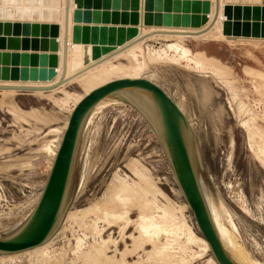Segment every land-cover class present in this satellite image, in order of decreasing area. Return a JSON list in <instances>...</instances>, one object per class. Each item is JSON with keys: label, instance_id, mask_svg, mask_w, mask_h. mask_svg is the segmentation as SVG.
I'll use <instances>...</instances> for the list:
<instances>
[{"label": "rangeland", "instance_id": "rangeland-1", "mask_svg": "<svg viewBox=\"0 0 264 264\" xmlns=\"http://www.w3.org/2000/svg\"><path fill=\"white\" fill-rule=\"evenodd\" d=\"M164 1L181 9L165 10L157 6H162ZM206 1L210 8L211 0H86L85 6L79 8L81 18L84 11L100 18L109 17L106 22L101 19L73 21L82 27H72V39L79 33L87 38L86 44L91 43L89 46L104 38L103 45L110 46L108 40H116L119 27L160 28L155 18L163 21L170 15L182 19L199 11L202 14L198 15L202 16ZM224 1L232 7L235 3L260 9L264 6V0ZM193 3L200 4L194 8ZM42 4V0H12L10 4L3 0L0 3L3 16L0 24L19 25L17 34L9 33L7 28V34L0 32V41L4 43L0 54H8V60L16 61L15 53L26 52L31 55L27 67H41L36 64L34 55L42 50L33 44L36 42L39 46L55 37L35 35L31 30L26 34L27 25L38 26L39 31L44 24L60 27L58 20L42 21L40 17H33L35 9L41 13L45 7ZM50 4L43 9L46 15L55 12ZM59 4L60 0L56 10H60ZM26 10L30 11L27 18L24 17ZM112 12H117L116 20ZM133 12L137 17L135 24ZM122 15L126 20H122ZM226 16L222 13L223 31V22L228 21ZM9 40L17 42L18 49H10L8 46L13 43L9 45ZM59 48L49 52L56 60ZM142 49L135 65L127 59L115 61L125 64V68L111 71L107 81L122 77L145 78L158 85L178 106L189 123L200 156L195 171L199 185L209 201L216 206L219 201L227 210V215H223L224 223L229 227L230 220L236 225L237 242L250 256L264 263V38L230 35L181 40L153 38L146 41ZM207 59H212L218 70L224 72L216 73ZM9 76L2 73L0 82L8 81ZM65 93L71 97H66ZM84 94L86 88L78 82L46 94L0 93V236L10 233L33 208L68 114ZM143 117L136 108L121 102L109 103L92 115L88 129L85 128L86 135L83 133L76 148L65 203V211H70L71 217L61 220L42 251L0 258V264H216L202 242L203 237L161 146ZM134 168L144 169L148 176L151 192L147 195L142 194L137 184L134 172L138 170ZM122 184L128 185L132 194L125 209L116 199L117 194L124 195ZM106 208L124 210V220L108 226L102 212L100 216V210ZM85 253L90 257L99 255L100 260H93L94 256L92 261H87Z\"/></svg>", "mask_w": 264, "mask_h": 264}, {"label": "bare ground", "instance_id": "bare-ground-1", "mask_svg": "<svg viewBox=\"0 0 264 264\" xmlns=\"http://www.w3.org/2000/svg\"><path fill=\"white\" fill-rule=\"evenodd\" d=\"M6 1L10 4V2L12 0H6ZM39 1H41V0H39ZM52 1H54L53 5L50 4V3H52ZM77 1H78V3H80L79 0H69L67 36H66L67 37V39H66L67 40V47H66V57H65V73H64L65 81L62 84H60L59 86H57L53 89L47 90V91H42V90L19 91V90H15V89H0V93H2L3 95L4 94L6 95V93H11V92H26V93H33V94L34 93H38V94L53 93V92L62 90V88L65 85L70 84V83H74V82H78L84 88H86V93H87L92 88L107 82V78H108L111 71H121L125 68L124 67L125 64L123 65V64H121L122 62L119 63V62H115V61H117L119 59H127V61L129 60V63L132 65L134 63H138V56H139L138 53H141L143 51L142 45L148 40H151L153 38H168V39H174V40L175 39L181 40L184 38L199 39V38H221V37L223 38V37H225V34H223L224 31L222 30V27H221L222 20L224 19V18H222V13H223V9H224L223 5L225 4L224 0H219L218 15H217L215 22L211 26V28H209L207 31H204V32L201 31L203 29V27L209 22V20L211 19V16H212L213 0H211L212 3H211L210 8H209V2H207V1L204 2L203 6H204L205 14L203 13L204 15H202V16L198 15V14H202L199 11L198 14L196 12L197 15H192L190 17L185 16L182 19L179 18L178 16L172 17L170 15H166V17L163 21H160V19L155 18L156 21H158L157 22L158 25H161L160 28H158V27L152 28L151 27L150 29H143L140 27V25L139 26L130 25L126 28H123V26H122V27H119V31H118L119 36L116 38V40L113 38H112V40H110V38H109L108 42H109L110 46L107 45L108 46L107 47V46L103 45V44H105L104 43L105 38L102 40V42L100 40V43L98 41V44H96V45L93 44L92 46H89V44L91 45V43H89V44L87 43L88 44L87 45L86 44L87 38L85 36L82 37L81 35H79V33L78 34L76 33L74 40L72 39V35H71L72 34V27L81 26V25H75V23H73V21H77V20L81 19V13H80L81 11L78 8V6H80V5L76 4ZM247 1H250V0H246V2ZM1 2H3V0H1L0 3ZM58 2H59V0H42V3H43L42 5H44L45 7L41 9V13H39L40 10L35 9L33 17L34 18L40 17V19H42V21H48V18H50V19L52 18V21L58 20L60 23V27H58L57 25L44 24L40 27L41 29L39 31L38 26H31L30 27V25L26 24L28 26L25 30L26 34H28L29 31L31 30L33 32V34H35V35H40L42 37L50 36L51 38L55 37L53 40L49 39L47 41H44L39 46L37 45L36 42H35V44H33V47H39V49L42 50L41 53L47 54L48 61H47L46 66L37 67V68H30V67L21 68L19 65L18 66H12V63H11L9 65L10 69L8 68L9 70L5 71L6 73H8L10 75L9 76L10 79L8 81L0 82V84L9 85V86L22 85V86L44 87V86H48V85L54 83L57 80V78L61 72V53H62V43L61 42H62V34H63V28H62L63 0H60V4H59L60 10H56V6L58 5ZM36 3H39V2H36ZM158 3H160V2L158 1ZM186 3L187 4H185V6H188L189 3L188 2H186ZM49 4L52 7H54V9L52 8L55 11L53 15H51V14L46 15L47 14L46 10H43L47 6H49ZM199 4L200 3H193L194 8H196V6L198 7ZM173 5L176 6V4H171L170 1H164L161 8L165 9V10L175 9L177 11L181 9L180 7H177V6H176L177 8H173ZM8 7H9V5H8ZM230 7H231V9L233 8L232 6H230ZM263 8H264V6L261 8L262 9L261 12H263ZM10 9L12 12L15 11L14 10L15 8L13 9L10 7ZM200 9L202 11V8H200ZM231 9H229V10L224 9L226 15L231 14ZM259 9H260V7H259ZM58 11H59L60 15H58ZM187 13H190V12H187ZM39 14H40V16H39ZM29 16H30V11L26 10L24 17L27 18ZM2 17L3 16L0 15V18H2ZM6 19H10V18H6ZM122 20H126V16L122 15ZM152 20L155 21L154 19H152ZM135 21H136V17H133L132 22L134 24H135ZM32 25H34V24H32ZM58 28H60V30H58ZM7 30H8V28H7ZM83 30H85V29H83ZM57 31H59V32H57ZM41 32H43L44 34L41 35ZM181 32H184V33H181ZM16 33H18V32H16ZM116 33H117V31H116ZM56 34H58V35H56ZM85 34H86V32H85ZM109 35H111V34L109 33ZM112 35H114V34H112ZM106 38L108 39V37H106ZM11 41L12 40H9V45L11 43H13ZM25 41H27V40H25ZM95 41L96 40L94 39V42ZM115 41H116V44L114 43ZM2 42L3 41L1 40L0 46L3 47L4 43H2ZM113 44H115V45H113ZM18 46H19V44L17 42H14L12 46L10 45L8 47L10 49H18L17 48ZM27 47H28V44L25 48H27ZM58 47H60L59 48L60 50L59 49H58L59 51L57 50L58 56L56 55L57 56V60H56L55 56L53 54H49V52H52V50H54L55 48L57 49ZM43 50H45V51H43ZM19 53L20 52L15 53L14 55L12 54L13 58L14 57L16 58ZM38 53H40V50ZM37 54L34 56H37ZM12 55L10 57H12ZM29 56L31 57V55H29ZM34 56H33V58H34ZM207 60L209 62H212V59H207ZM96 61L98 62L97 64L93 65L92 67L86 69L85 71H83L81 73H78L80 70H82L86 66H88V65H90ZM210 64L216 73L222 74L224 72L223 70H218V67L213 62ZM1 68H2V66H1ZM0 71H2V70H0ZM134 78H138V77H134ZM127 91L129 92V98L135 104V108L144 116L143 118L146 119L147 123L149 124L153 133L155 134V136H156V138H157V140L161 146L162 151H164L163 145H162V140L159 136V124H158L157 115H156L154 107H153V105L149 99V96L145 92L138 90V89H134V88L128 89ZM69 95L67 93H65V96L70 98L71 94H69ZM112 102H119V101L112 96H107V97L99 100L91 108V110L88 112L87 116L85 117V119L81 125V128H80L79 133H78V137H77L76 147H75L74 154H73V159H72V163H71V168H70V172H69L67 186L65 188V194H64L63 201L61 204V210L59 211V216H58L57 222H56L55 227L53 228L52 232L49 234L47 239L42 244H40L36 247L30 248V249H27L24 251H20V252H14V253H1L0 252V254H5V255H0L1 259L12 256V255L20 254L22 252L24 253V252H40V251H42V249H44V247L51 241V239H52L51 235L55 231L56 226L58 224H60L61 220L64 218V221H65L69 217H71L70 215L72 213L70 211H65V203H66V198H67V195H68V192L70 189V183H71V179H72V168H73V164H74L75 156H76V148H77L80 140L82 139L81 137H82L83 133L84 132L86 133L85 128H86L87 124L89 123L92 115L94 113H96L97 110L105 107L106 105H108L109 103H112ZM188 125H189V123H188ZM86 129H88V128H86ZM80 145H81V143H80ZM188 148H189V152H190L191 161L193 164L194 171H196V168L199 165L200 156H198L197 147H196V144L194 142L193 137H190V139H188ZM136 168H134V170H136ZM130 170H132V168ZM137 170H136L137 172L133 171L134 173H136L135 175H136V178L138 180L137 184L140 187L142 194L147 195L148 193L151 192V190L148 188L149 187L148 182H147L148 176H146V172L144 169H137ZM202 172H203V170H202ZM195 175H196V172H195ZM196 178H197V176H196ZM197 181H198V178H197ZM198 184H199V182H198ZM200 185H199V187H200L202 196L204 198L205 204L207 206V209H208L211 221L213 223V226L215 228V231L219 237V240H220L223 248L225 249L227 254L230 256V258L236 264H264L263 262H261L255 258H253L252 256H250L249 253L244 249V247L240 243L237 242V239L235 236L236 225L233 223V221H230V220L228 221V219L226 221L229 222L228 223L229 227L226 226V224L224 223L223 215H227V212H226L227 210L222 206V203H221V206L219 205L220 204L219 201H218L219 206L218 205L216 206L211 201H209L204 189ZM123 186H124V189H122V190L124 191V195L123 194H121V195L117 194L116 199L119 201L120 205L122 206V209H125V208H127L126 207L127 202L131 201V195L132 194H131V189L128 185H123ZM120 190H121V188H120ZM121 191H119V193ZM208 191H207V193H209ZM111 197H110V199H111ZM113 202L117 203L115 201H113ZM101 203H103V202H101ZM111 206H113V205H111ZM114 206H116V205H114ZM104 207H105V205H104ZM96 208H98V207H96ZM117 209H116V211H114L115 210L114 208L112 209V211H111V209L107 210V208L103 209V210L101 209L102 211L100 210V216L103 214L102 219H103V221H105L108 224V226H111L115 223H118L119 221L124 220V218H125L124 217V210L119 209L120 210L119 211ZM92 212H93V210H92ZM101 212H102V214H101ZM22 222L19 225H17L15 228H13V230H11V232L16 230L22 224ZM139 231H140V233L143 234V230L141 228ZM134 241H135V238H134ZM202 242L208 248L207 243L205 242L204 239H202ZM91 248L94 249V247H91ZM98 248L100 250V247H98ZM98 248H97V250H98ZM97 250H96V252L98 253ZM208 250H209V248H208ZM102 251H103V249H102ZM43 253H41V254L43 255ZM86 253H85V255H86L85 257H87V259H86L87 261H89L88 259H90V260H91V258L93 259V257L95 256V254H93L90 257ZM104 253H106V252H104ZM103 256H104V254L102 253V257ZM95 257L96 258L93 260H96L99 257V255H98V257L97 256H95ZM99 260L100 259L98 258V261ZM107 261L109 263V260H105V262H107ZM111 261H114V259ZM213 262H215V261H213ZM96 263H97V261H96ZM90 264H91V262H90ZM92 264H94V263H92Z\"/></svg>", "mask_w": 264, "mask_h": 264}, {"label": "water", "instance_id": "water-1", "mask_svg": "<svg viewBox=\"0 0 264 264\" xmlns=\"http://www.w3.org/2000/svg\"><path fill=\"white\" fill-rule=\"evenodd\" d=\"M78 8L85 6L86 0H81ZM161 3V1H159ZM83 5V6H82ZM132 9H135L134 2L131 3ZM158 7H161L157 5ZM224 9H231L229 4L223 6ZM69 0H63V21H62V53H61V72L57 80L44 87L34 86H9L0 84V89H15L19 91L53 89L65 81V57L67 47V21H68ZM219 11V0H213V12L209 22L201 31H207L215 22ZM264 12V8H263ZM258 6H249L235 4L231 9V14L227 15V25L223 32L225 35L235 37H260L264 38V13ZM114 19H117V12H112ZM136 17V12L132 13ZM225 15V12H223ZM145 16V14H144ZM109 16L97 17L83 12L81 18L83 22H94L101 19L106 22ZM137 18V17H136ZM0 24V32L7 34H17L18 26ZM184 33V32H181ZM50 34V33H49ZM2 53V52H1ZM16 61L8 60V54H0V63L3 65L0 75L8 68V64L19 65L21 68L29 65L30 56L26 52L17 55ZM5 61H1V60ZM8 60V61H7ZM48 56L45 53H38L36 64L46 66ZM98 62L86 66L78 73L85 71ZM138 89L145 92L154 107L159 124V136L162 140L163 153L169 164L175 182L187 204L195 225L207 243L212 258L216 264H236L223 248L219 237L211 221L207 206L202 196L191 156L188 148V139L191 137V131L186 118L179 110L177 105L165 94V92L155 83L145 78H115L103 84H100L86 94H84L72 107L68 114L65 128L61 134L60 141L53 156L50 168L47 172L39 196L25 218L22 224L14 231L5 236H0V252L14 253L24 251L42 244L52 232L57 222L61 204L65 194V188L69 177L74 150L77 143V137L81 125L91 108L102 98L112 96L119 102L129 104L135 108L134 102L129 98L128 89Z\"/></svg>", "mask_w": 264, "mask_h": 264}]
</instances>
